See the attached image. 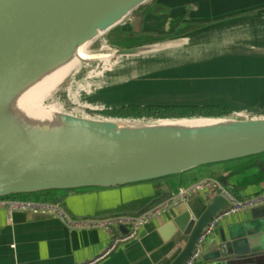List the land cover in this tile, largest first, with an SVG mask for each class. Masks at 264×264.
I'll return each instance as SVG.
<instances>
[{
	"label": "water",
	"instance_id": "water-1",
	"mask_svg": "<svg viewBox=\"0 0 264 264\" xmlns=\"http://www.w3.org/2000/svg\"><path fill=\"white\" fill-rule=\"evenodd\" d=\"M151 1L0 0V102L39 71L75 55L98 29L106 30L94 44ZM255 20L259 18L215 25L212 29L217 32L214 36L220 44L214 45L219 50L213 57L214 65L208 67L203 63L196 65L195 57L181 61L173 58L195 54L193 36L107 51L111 59L143 60L139 67L148 75L135 78L136 73H132L111 80L106 85L107 96L119 95L129 100L112 103L103 111L128 107L220 108L229 114L237 113L235 118L107 119L121 124L224 121L222 125L214 126L210 122L175 132L153 129L122 132L114 124L56 111L53 120L78 138L68 143L43 144L40 127L17 128L0 123V200L113 189L172 177L180 179L184 173L198 168L264 155V118L243 120L241 117L246 114L241 111L246 107L238 102L247 90L264 92V36L236 35L245 22ZM220 62L226 64L222 66ZM205 76L216 78L215 89L200 91L199 88L194 93L204 96L202 91H208L214 95L204 96L209 98L206 100L200 97L197 102H175L178 95L170 83H175L177 77L185 83L187 78H197L201 86ZM66 130H62L63 133ZM180 190V185L163 184L158 198L141 211L128 215L139 216L171 199ZM195 207L196 203L188 199L179 201L174 208L177 217L170 228L179 252L170 264L188 263L206 227L227 212L230 203L215 194L206 197L201 213H197ZM121 230L127 233L126 228Z\"/></svg>",
	"mask_w": 264,
	"mask_h": 264
},
{
	"label": "crops",
	"instance_id": "crops-1",
	"mask_svg": "<svg viewBox=\"0 0 264 264\" xmlns=\"http://www.w3.org/2000/svg\"><path fill=\"white\" fill-rule=\"evenodd\" d=\"M139 9L120 26L123 31L169 34L259 18L245 22L236 35L264 36V0H153ZM203 181H218L237 202L264 195V155L198 168L180 179L44 195H54L49 202L59 203L72 220H104L141 211L161 195L163 184L185 190ZM213 195L207 189L189 201L201 213L206 197ZM174 208L152 216L135 240L103 259L112 238L101 228H73L56 217L0 208V264H170L179 252L170 228L177 217ZM199 264H264V205L223 217L205 242Z\"/></svg>",
	"mask_w": 264,
	"mask_h": 264
},
{
	"label": "rangeland",
	"instance_id": "rangeland-1",
	"mask_svg": "<svg viewBox=\"0 0 264 264\" xmlns=\"http://www.w3.org/2000/svg\"><path fill=\"white\" fill-rule=\"evenodd\" d=\"M214 26L215 25L212 24V25L197 28V29L184 30V31H181L177 36L172 37L170 39L161 38V39H158V41L156 42L147 43L144 45H150L154 43H160V42L193 36L195 38L194 42H196V44L194 45L192 44V46L195 49V54L188 55V56L182 55V56L173 57V58H175L177 61L178 60L181 61L182 59H190L192 57H195L194 62L196 63V65L203 63L204 65L206 64L208 67V65L213 63L212 62L213 57L215 56L216 51L219 50L218 47H215L214 45L220 44L219 40L215 38L216 36H214V34L217 33V32H214L213 30ZM109 34L105 36L103 39L96 42L94 45H92L89 48V52L95 53V54L97 53L108 54L107 51L109 49H119L120 47H115L111 44L110 39L107 38ZM101 59H94L89 64L87 65L84 64L81 70H79V73L77 77H75L74 81L72 79L67 81L59 90H57V92H55L51 97H49L46 100V102L44 103V106L49 108L50 111L51 109L53 110L55 109V110H58L61 112L62 111L67 112L69 114H73L79 117L89 116V117H95V118L115 119V118H109L100 112H105L102 109L111 105L112 103L119 104L122 102H126L129 99L127 97L123 98L122 96H119V95L107 96L108 90L106 89L107 87L106 85L111 80L118 79L121 76H125V75L129 76V74L136 73L134 74L136 78V77H144L148 75V73L144 72L145 69H141L139 67L140 66L139 64L144 61L137 59V58L136 59H121L119 60L120 63L117 62V59H111L109 60V62L103 59L101 60ZM220 63L222 64V66L226 64L225 62H220ZM242 63L244 65H248L247 63H244V62ZM212 65H214V63ZM202 71H205V70H202ZM211 71H213V69ZM204 78H205L204 79L205 83L200 86L197 78H189V79L187 78L186 83H185L181 77H177L175 80V83H170V86L176 91L175 95H178L177 97L175 96V102H179V103L197 102L200 99V97L205 98L204 96L214 95V94L208 93V91H202L204 93H201V94H203L204 96H201L198 93H194L198 91L199 88H200V91L203 90L204 88H206V90L215 89L213 81L216 78L210 77V76H205ZM209 78L211 80H209ZM72 81H73V85L70 88ZM77 83L80 84L81 89H85L86 87L92 85L90 94L84 95L85 92L83 93L81 91L82 94L79 95L80 97L78 99L76 93L74 94L70 93L73 90V88L77 86ZM78 92H79V89H78ZM244 95H245L244 98L238 101L239 103H241L243 106L246 107L244 110L241 111L242 112L241 114L245 113L246 116L241 117V118L243 120L254 119V118L263 119L264 118V92H251L247 90L246 94ZM93 98H96L98 100L102 98L103 100H101L100 101L101 103H100V102H95V100L92 101ZM206 99H209V98H205L202 100H206ZM236 116H237V113H233V114H229L227 117L235 118ZM129 120H133V119H129ZM195 172L198 173L200 171H195Z\"/></svg>",
	"mask_w": 264,
	"mask_h": 264
},
{
	"label": "bare ground",
	"instance_id": "bare-ground-1",
	"mask_svg": "<svg viewBox=\"0 0 264 264\" xmlns=\"http://www.w3.org/2000/svg\"><path fill=\"white\" fill-rule=\"evenodd\" d=\"M106 29H98L96 33L89 39L84 41L79 47L77 53L69 58L47 66L39 71L25 82L16 86L6 97L0 102V123L4 126L13 125L15 127L36 126L40 127L41 143H68L76 141L78 137L73 133L68 132L63 126L59 125L53 120V114L58 110H53L44 106L46 100L51 97L57 90H59L67 81L72 79L74 81L79 70L84 64H89L94 59H103L109 62L110 55L104 53H90L89 48L94 44L96 39ZM98 56V57H97ZM101 57V58H100ZM101 59V60H102ZM120 59L117 62L120 63ZM106 62V63H107ZM114 69V67H113ZM110 71V70H108ZM71 83L70 88L73 85ZM79 94L82 92L87 95L90 94L92 85L81 89L80 84L77 83ZM82 91V92H81ZM59 112V111H58ZM61 112V111H60ZM63 112V111H62ZM79 117V116H78ZM85 120L96 121L100 123H110L118 126L119 131L131 132L140 130H159V131H182L203 126L202 124H213L216 126L222 125L224 121L206 122V121H181L179 123L171 124L168 122H142L134 124H121L116 120H107L104 118L82 117ZM104 121V122H102ZM58 125V126H57ZM161 128V129H154ZM62 130H66L63 133Z\"/></svg>",
	"mask_w": 264,
	"mask_h": 264
},
{
	"label": "built area",
	"instance_id": "built-area-1",
	"mask_svg": "<svg viewBox=\"0 0 264 264\" xmlns=\"http://www.w3.org/2000/svg\"><path fill=\"white\" fill-rule=\"evenodd\" d=\"M211 189L213 193L219 194L227 199L230 203V207L227 212L216 217L210 224L206 227L201 237L199 238L196 248L188 261L187 264H199L202 260L204 244L207 239L214 232L218 222L225 216L230 215L233 212H237L241 209H247L259 205H264V195L255 197L249 201L237 202L231 194L225 190L218 181H203L199 182L192 187L180 190L174 197L167 200L166 202L155 206L149 211L139 215V216H118L112 217L104 220H83L77 221L72 220L62 209L59 203L47 202V201H33L29 199H7L0 200V208L7 209L9 212L21 211L25 213H30L33 215H44L52 216L62 220L65 224L73 228H85V229H97L101 228L105 230L112 238V245L107 251V255L113 253L121 244L129 243L138 237L140 230L149 222L152 216L159 214L160 212L166 210L170 206H176L179 201L188 200L191 196ZM121 228H126L127 233L122 234ZM97 262H92L90 264H95Z\"/></svg>",
	"mask_w": 264,
	"mask_h": 264
},
{
	"label": "trees",
	"instance_id": "trees-1",
	"mask_svg": "<svg viewBox=\"0 0 264 264\" xmlns=\"http://www.w3.org/2000/svg\"><path fill=\"white\" fill-rule=\"evenodd\" d=\"M143 9H139L134 13V15L140 13ZM145 14V13H144ZM180 33V32H179ZM178 32L172 31L169 34H157L150 33L146 31H141L138 33L123 31L121 27L113 30L109 36L111 44L115 47L120 48H135L142 46L147 43H153L158 41V39H170L179 34ZM157 39V40H156ZM70 93H76L79 99L78 87L75 86ZM109 118L115 119H133V120H160V119H179V118H191V117H223L228 116L229 112L220 108H139V107H128L120 110L105 111L100 112ZM167 180V179H165ZM160 180L155 183L165 181ZM54 195H38L32 199H38V201L49 202L50 197Z\"/></svg>",
	"mask_w": 264,
	"mask_h": 264
}]
</instances>
